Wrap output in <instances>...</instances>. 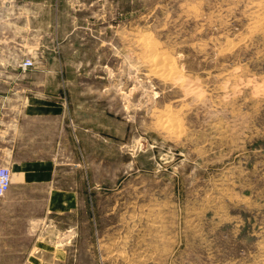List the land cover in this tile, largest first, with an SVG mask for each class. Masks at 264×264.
Here are the masks:
<instances>
[{"label":"rangeland","instance_id":"374dc122","mask_svg":"<svg viewBox=\"0 0 264 264\" xmlns=\"http://www.w3.org/2000/svg\"><path fill=\"white\" fill-rule=\"evenodd\" d=\"M0 18L37 43L31 70L62 72L35 92L63 111L0 201V264H264V0H0Z\"/></svg>","mask_w":264,"mask_h":264},{"label":"crops","instance_id":"0c3cea01","mask_svg":"<svg viewBox=\"0 0 264 264\" xmlns=\"http://www.w3.org/2000/svg\"><path fill=\"white\" fill-rule=\"evenodd\" d=\"M20 30L17 22L0 18V167L32 173L40 172L34 168L39 163L18 159L45 156L37 153L36 143L63 136L62 108L52 103L51 92L39 99L36 79L56 74L62 78V72L21 70L19 64L38 48L24 40Z\"/></svg>","mask_w":264,"mask_h":264},{"label":"built area","instance_id":"2783aa9c","mask_svg":"<svg viewBox=\"0 0 264 264\" xmlns=\"http://www.w3.org/2000/svg\"><path fill=\"white\" fill-rule=\"evenodd\" d=\"M35 61L32 58H28L19 64V67L23 71L33 69ZM13 184V172L9 166L0 167V201L4 199L10 192Z\"/></svg>","mask_w":264,"mask_h":264},{"label":"bare ground","instance_id":"6f19581e","mask_svg":"<svg viewBox=\"0 0 264 264\" xmlns=\"http://www.w3.org/2000/svg\"><path fill=\"white\" fill-rule=\"evenodd\" d=\"M155 48H153V47L151 48V50H150V59L148 60V65L151 67L152 72L154 74H158V75H161V76H165V75H168V74L169 75L176 74L174 66L171 65V62H169V60L167 58L158 57L157 55H155V51H154ZM183 85H185V84H183ZM129 219L130 220H134V219H137V218H136V216H130Z\"/></svg>","mask_w":264,"mask_h":264}]
</instances>
